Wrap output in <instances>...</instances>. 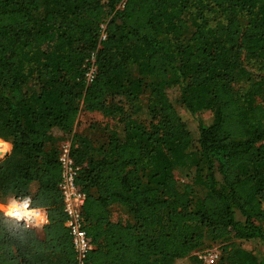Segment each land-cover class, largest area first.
<instances>
[{
	"label": "trees",
	"instance_id": "trees-1",
	"mask_svg": "<svg viewBox=\"0 0 264 264\" xmlns=\"http://www.w3.org/2000/svg\"><path fill=\"white\" fill-rule=\"evenodd\" d=\"M82 112L101 113L104 142L75 131ZM180 112L197 126L194 201L174 175L193 138ZM67 138L82 264H177L206 239L225 264H264L237 243L264 248V0H0V198L47 214L34 229L0 208V264H77L54 146Z\"/></svg>",
	"mask_w": 264,
	"mask_h": 264
},
{
	"label": "rangeland",
	"instance_id": "rangeland-1",
	"mask_svg": "<svg viewBox=\"0 0 264 264\" xmlns=\"http://www.w3.org/2000/svg\"><path fill=\"white\" fill-rule=\"evenodd\" d=\"M243 68L246 72L249 73L250 77H255L257 75V72L253 68V66L247 62L246 60L243 61ZM231 88L238 92L239 94L243 93V90L247 86V81L245 77H237L234 82L230 84ZM148 91H144L139 97L137 102L135 103L137 106V110L135 112V118L142 122L145 125H148L151 122V115L149 114L147 107H146V101H147ZM183 119H185L187 126L193 136L192 143L188 148V154L189 157L187 159L188 163L185 167L181 169L174 170L175 178L178 181L179 187L187 192H189L192 201L196 199V197L202 193L203 189L196 183L193 171H194V162L193 159L196 158V122L193 118L187 116L183 112H180ZM201 118L208 123L210 121V114L208 112L201 113ZM101 120V113H81L79 115L78 124L75 127V131L81 135H84L92 140L94 145L99 144L100 142L105 141V134L100 129L99 122ZM71 144L72 141L70 138L64 139L62 141H59L54 144L58 150L62 148L65 144ZM11 145L7 141H1L0 147L3 149L5 148V156H0V161L3 160L8 155V150H10ZM71 147L72 144H71ZM72 149V148H71ZM9 198L3 199L0 198V208L2 211L5 210L6 202ZM114 218H123V220H129V217L124 212L121 213L119 211H115L113 213ZM241 248L244 250H251L253 253L256 254V256L264 262V248L262 247H255L252 242L250 241H240L237 242ZM222 242H211L209 239L204 240L201 245L194 251H192L185 259L178 260L177 264H207L201 259L198 258V254H200L203 251L206 250H216L218 252V257H221L223 255L222 253ZM218 260V259H217ZM215 260L211 264H225L224 260ZM217 261V262H216Z\"/></svg>",
	"mask_w": 264,
	"mask_h": 264
},
{
	"label": "built area",
	"instance_id": "built-area-1",
	"mask_svg": "<svg viewBox=\"0 0 264 264\" xmlns=\"http://www.w3.org/2000/svg\"><path fill=\"white\" fill-rule=\"evenodd\" d=\"M94 72L93 59H91L85 73L86 82H91ZM58 161L61 166L58 189L62 196V207L66 216L65 225L72 237L77 264H82L87 252L91 249V245L83 230L82 206L85 194L78 189L75 183L80 166L71 157L70 144L67 143L60 148ZM3 212L6 216L22 222L27 228L40 229L47 222L45 209L30 207L28 198L10 197ZM198 258L207 264H211L218 259V252L206 250L198 254Z\"/></svg>",
	"mask_w": 264,
	"mask_h": 264
},
{
	"label": "bare ground",
	"instance_id": "bare-ground-1",
	"mask_svg": "<svg viewBox=\"0 0 264 264\" xmlns=\"http://www.w3.org/2000/svg\"><path fill=\"white\" fill-rule=\"evenodd\" d=\"M5 148L3 149L2 147H0V156H5Z\"/></svg>",
	"mask_w": 264,
	"mask_h": 264
},
{
	"label": "crops",
	"instance_id": "crops-1",
	"mask_svg": "<svg viewBox=\"0 0 264 264\" xmlns=\"http://www.w3.org/2000/svg\"><path fill=\"white\" fill-rule=\"evenodd\" d=\"M10 146V148H11V145H9ZM10 150H8V152H9Z\"/></svg>",
	"mask_w": 264,
	"mask_h": 264
}]
</instances>
